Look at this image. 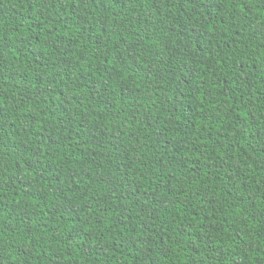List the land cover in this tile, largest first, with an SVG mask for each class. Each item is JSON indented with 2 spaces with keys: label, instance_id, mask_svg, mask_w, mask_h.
I'll return each instance as SVG.
<instances>
[{
  "label": "trees",
  "instance_id": "trees-1",
  "mask_svg": "<svg viewBox=\"0 0 264 264\" xmlns=\"http://www.w3.org/2000/svg\"><path fill=\"white\" fill-rule=\"evenodd\" d=\"M0 264H264V0H0Z\"/></svg>",
  "mask_w": 264,
  "mask_h": 264
}]
</instances>
